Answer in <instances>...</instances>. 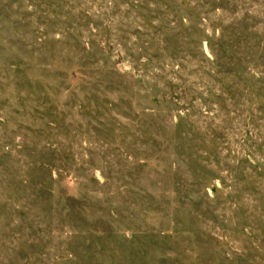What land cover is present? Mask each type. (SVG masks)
<instances>
[{
	"label": "rangeland",
	"instance_id": "rangeland-1",
	"mask_svg": "<svg viewBox=\"0 0 264 264\" xmlns=\"http://www.w3.org/2000/svg\"><path fill=\"white\" fill-rule=\"evenodd\" d=\"M0 264H264V0H0Z\"/></svg>",
	"mask_w": 264,
	"mask_h": 264
}]
</instances>
